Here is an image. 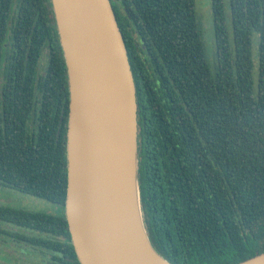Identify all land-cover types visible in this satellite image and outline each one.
I'll return each mask as SVG.
<instances>
[{
	"label": "trees",
	"instance_id": "obj_1",
	"mask_svg": "<svg viewBox=\"0 0 264 264\" xmlns=\"http://www.w3.org/2000/svg\"><path fill=\"white\" fill-rule=\"evenodd\" d=\"M113 3L138 99L139 196L152 246L172 264L264 253V0H211L213 68L195 0ZM68 107L50 1L0 0V185L60 209L0 206V245L21 244L33 258L32 246L46 264H80L64 215Z\"/></svg>",
	"mask_w": 264,
	"mask_h": 264
},
{
	"label": "water",
	"instance_id": "obj_2",
	"mask_svg": "<svg viewBox=\"0 0 264 264\" xmlns=\"http://www.w3.org/2000/svg\"><path fill=\"white\" fill-rule=\"evenodd\" d=\"M69 93L64 215L80 264H172L138 185L136 88L110 0H49ZM239 264H264V253Z\"/></svg>",
	"mask_w": 264,
	"mask_h": 264
},
{
	"label": "rangeland",
	"instance_id": "obj_3",
	"mask_svg": "<svg viewBox=\"0 0 264 264\" xmlns=\"http://www.w3.org/2000/svg\"><path fill=\"white\" fill-rule=\"evenodd\" d=\"M195 11L199 19L205 50L209 65L213 68L215 64L216 50L213 31V15L211 10V0H195ZM226 26L231 32V17L228 8L225 7ZM259 39L256 34L252 35L251 52L253 61L256 65L258 60ZM0 206H9L16 209H25L34 212H51L58 213V206L51 204L45 200L23 194L14 189H10L0 185ZM29 249V248H28ZM7 255L8 261L2 257ZM0 264H46L40 259V255L36 253L34 258L24 256L13 242H9L8 246L0 245Z\"/></svg>",
	"mask_w": 264,
	"mask_h": 264
},
{
	"label": "flooded vegetation",
	"instance_id": "obj_4",
	"mask_svg": "<svg viewBox=\"0 0 264 264\" xmlns=\"http://www.w3.org/2000/svg\"><path fill=\"white\" fill-rule=\"evenodd\" d=\"M115 2H120V0H115ZM110 3H111V5H112V7L114 8H116L117 10H119V12H120V8L117 6V5H115L114 3H113V0H110ZM116 11V10H115ZM156 73H157V71H156ZM158 76V75H157ZM133 79H134V77H133ZM134 84H135V82H134ZM136 104H137V132H138V99H137V94H136ZM26 233L27 234H31V232H29V231H26ZM17 248H18V250H20L22 253H25L24 251H23V249L21 248V244H17ZM27 248H29L30 250H31V252H32V254H33V258L36 256V253L37 254H39V255H41V253H40V251L38 250V249H35L34 247H30V246H27ZM41 250V249H40Z\"/></svg>",
	"mask_w": 264,
	"mask_h": 264
}]
</instances>
